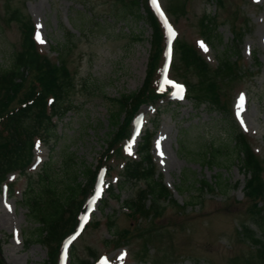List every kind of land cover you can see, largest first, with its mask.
Here are the masks:
<instances>
[{
    "label": "rangeland",
    "instance_id": "374dc122",
    "mask_svg": "<svg viewBox=\"0 0 264 264\" xmlns=\"http://www.w3.org/2000/svg\"><path fill=\"white\" fill-rule=\"evenodd\" d=\"M158 2L174 29L167 77L158 85L163 57L152 80L156 84L154 93L166 95L154 103L139 106L134 118L141 121L140 132L135 139L123 140L118 145L120 155H116V150L110 151L105 161L112 170L109 175H99L91 192V181L84 171H95L106 143L116 131L111 127V116L117 110L116 100L138 92L147 80L152 30L143 20L135 23L118 18L122 5L117 0H0V70L10 66L13 51L20 49V24L7 22L11 12L18 9L35 25L36 43L42 54L54 60L55 54L49 53L52 49L60 51V46H70L66 65L76 84L69 98L71 109L59 119L54 118L55 133L48 138L41 134L35 137L26 174L10 175L5 182L7 187H0L1 264H44L48 259V247L36 239L38 224L29 220L22 200L27 183L39 182V173L48 164L52 176L60 182L67 180L64 163L71 156L76 162L77 181L84 186L76 203L90 204V207L80 217L82 223L76 235L70 238L72 241L66 249L68 257L58 264H71L72 253L90 261L92 252L97 259L92 258V264H246V259L251 264H264V259L256 257V250L240 235L241 225L251 223L250 210H255V203L262 205L264 196L255 202L244 196V175L236 161L229 163L225 159L230 151L222 154L217 166L203 165L200 160L204 147L224 142L230 126H234L253 148L264 176V0ZM139 12L146 16L145 0L141 1ZM97 19L107 27L105 33L96 29L93 21ZM82 22L85 25L82 26ZM209 28L215 29L214 34L221 43L215 46L206 43ZM130 32L142 34L144 41L136 42ZM181 43L195 48L210 70L215 68L218 55L229 50L231 61L247 71L241 79L236 75L215 79L211 71L200 76L181 65ZM88 79L96 85L85 87ZM209 79L216 80L219 107L209 105L203 91H199L200 100L189 96L183 101H172L163 87L181 82L188 87L200 86L202 90ZM241 94L243 110L238 118L237 103ZM124 117L122 113L120 120ZM134 122L133 119L132 135ZM145 131L154 135L151 155L156 178L161 179L172 197L162 202L161 216L150 221L139 220L136 227L122 201L131 198L137 187L127 183L119 188L117 182L122 176L123 163L135 157ZM202 182L212 183L215 189H204ZM220 182H224L225 187L223 184L219 187ZM111 188L116 189L119 200L107 199ZM190 202L193 204L187 205ZM109 215L114 216L117 231H129L127 243L121 244L119 239L111 237L113 232L105 224V216ZM97 220L100 225L91 227ZM71 225L72 222L64 231ZM29 238L31 241L26 242Z\"/></svg>",
    "mask_w": 264,
    "mask_h": 264
},
{
    "label": "trees",
    "instance_id": "16d2710c",
    "mask_svg": "<svg viewBox=\"0 0 264 264\" xmlns=\"http://www.w3.org/2000/svg\"><path fill=\"white\" fill-rule=\"evenodd\" d=\"M141 1L117 0V3L122 5V13L118 18L135 23L143 20L152 30L150 43L152 53L149 62L150 68L146 75L147 80L144 81L138 92L116 100L117 110L111 116V127L116 131L111 134L109 142L106 143L104 155L102 154L98 160L95 171L92 172L90 169L84 171V175L91 181L90 190H92V183L99 169L105 168L108 173L112 170L105 160L109 158L110 151L116 150V155H120L121 148L118 145L129 137L131 121L139 106L154 103L158 99L154 93L152 80L163 56L165 40L163 30L148 7L147 0H145L146 16L140 14ZM205 18L207 19V17H203V19ZM91 19L90 17L89 20ZM8 21L20 24L21 44L19 51H13L10 66L0 70V187L7 181L8 175L12 173L26 174L32 160L35 137L41 134L48 138L55 133L54 118L59 119L71 109L72 103L69 98L76 88L74 79L66 65V56L70 46L62 45L60 51L52 49L50 53L55 54L53 60L47 54H42L39 51L33 38V24L18 9L11 12ZM93 22L98 31L104 33L107 31L102 20L97 19ZM210 24L214 27L213 20ZM83 25H85L84 22H82ZM206 25L204 27L208 29ZM214 31L215 29L212 28L207 31L206 39L210 46L221 43V39L214 34ZM130 36L136 42L144 41L142 34L138 36L130 32ZM236 40L239 39L236 37ZM69 44H71L70 41ZM179 54L181 65L186 69H193L200 76L211 71L215 79L222 77L229 79L234 75L241 79L247 71L237 66L236 62L231 61L229 50L218 55L217 64L213 70H210L207 62L190 45L179 44ZM236 55L240 56L239 51L236 52ZM255 62L260 65L257 59ZM29 77H31L30 80H28ZM215 79L207 80L202 90L198 88L200 86L189 85L188 97L200 100L199 91H203L207 103L213 107H219L220 97ZM25 84H28V87L24 91ZM91 84L96 85L91 79L84 82L85 87ZM122 113L125 117L120 120ZM152 137L153 135L149 131H145L138 144L136 157L129 158L123 163L121 168L123 181L120 179L117 182L119 188H122L121 184L127 183L137 187V191L131 198L122 201L127 215L136 227L139 225V220L150 221L161 216L164 209L162 202L168 201L172 197L161 179L157 180L156 178L151 155ZM227 152L229 154L225 157L226 161L229 163L236 161L239 170L245 177L244 196L254 202L261 200L264 196L263 169L251 145L239 128L230 126L226 140L218 146L213 145L209 148L205 146L201 152L200 160L203 165L217 166L222 154ZM195 161L198 160L195 159ZM64 164L66 165L67 180L60 182L55 176H52L51 165L48 164L43 169L44 171L39 173V182L35 183L30 180L27 183V190L22 200V204L28 209L29 220L38 224V228H36L37 241L45 244L49 249L48 259L44 264H57L61 242L75 229L78 222L77 212L81 213L85 208L83 205L81 206V202L76 203L84 186L77 181L75 158L67 157ZM221 184L225 187L224 182H220L219 187ZM202 187L206 190L215 189L212 183L202 182ZM115 190L113 188L109 190L108 200H119V195L115 194ZM192 204L190 202L187 205ZM254 209V211L250 210L251 223L241 225L240 235L247 244L256 250V257L263 260L264 203L262 205L255 203ZM105 218L108 230L113 232L111 237H115L116 241L119 239L121 244L127 243L126 236L129 231H117L113 215L105 216ZM70 222H72L71 228L64 231ZM99 225V220L91 223L93 228H97ZM27 241H31V238L26 239ZM53 242L55 244L52 246ZM91 254L95 260V253ZM92 258L90 261L82 260L72 253L70 263L92 264ZM140 259L142 258L140 257ZM249 261L246 259V264H251Z\"/></svg>",
    "mask_w": 264,
    "mask_h": 264
},
{
    "label": "snow or ice",
    "instance_id": "6c2138e0",
    "mask_svg": "<svg viewBox=\"0 0 264 264\" xmlns=\"http://www.w3.org/2000/svg\"><path fill=\"white\" fill-rule=\"evenodd\" d=\"M153 3H155V0H153ZM39 28V25L37 26ZM169 32H170V35H174V33H172L171 31V28H169ZM37 39L39 40L40 39V36H39V33H37ZM40 42L42 43L43 41L40 40ZM200 46L205 50L207 51V48L203 45L202 42H200ZM178 88V92L179 93H182L183 92V86H177ZM243 101H244V96L243 94H241L239 100H238V103H237V117L240 118V115H241V112L243 110ZM243 120H241V124H243ZM157 147L159 148V142H157Z\"/></svg>",
    "mask_w": 264,
    "mask_h": 264
},
{
    "label": "bare ground",
    "instance_id": "6f19581e",
    "mask_svg": "<svg viewBox=\"0 0 264 264\" xmlns=\"http://www.w3.org/2000/svg\"><path fill=\"white\" fill-rule=\"evenodd\" d=\"M135 133L137 134V131H135ZM134 138H135V135H134ZM134 138H133V139H134Z\"/></svg>",
    "mask_w": 264,
    "mask_h": 264
}]
</instances>
